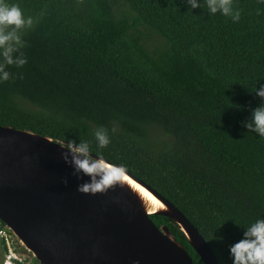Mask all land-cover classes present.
<instances>
[{
    "label": "trees",
    "instance_id": "trees-1",
    "mask_svg": "<svg viewBox=\"0 0 264 264\" xmlns=\"http://www.w3.org/2000/svg\"><path fill=\"white\" fill-rule=\"evenodd\" d=\"M7 2L33 25L14 54L27 63L6 66L0 82V126L88 142L170 200L231 264L228 245L264 219V138L243 126L264 85V0H233L237 22L204 0L192 10L186 0ZM151 218L204 264L174 221ZM4 252L0 240V264Z\"/></svg>",
    "mask_w": 264,
    "mask_h": 264
},
{
    "label": "water",
    "instance_id": "water-1",
    "mask_svg": "<svg viewBox=\"0 0 264 264\" xmlns=\"http://www.w3.org/2000/svg\"><path fill=\"white\" fill-rule=\"evenodd\" d=\"M66 145L0 126V221L37 262L194 264L168 227L151 218L162 216L180 227L204 264H219L189 219L124 168L118 183L95 193L79 191L87 178L65 162Z\"/></svg>",
    "mask_w": 264,
    "mask_h": 264
},
{
    "label": "clouds",
    "instance_id": "clouds-1",
    "mask_svg": "<svg viewBox=\"0 0 264 264\" xmlns=\"http://www.w3.org/2000/svg\"><path fill=\"white\" fill-rule=\"evenodd\" d=\"M190 9L201 7V0H186ZM210 14L219 13L230 17L233 22L240 19V12L233 8V0H204ZM33 25L32 17H25L21 8L0 0V82L7 81L10 73L6 66H23L27 63L23 54L14 55L23 47L21 31ZM260 98V104L254 108L250 117L243 122L248 132H253L264 138V85L256 87L253 92ZM113 132L115 129L112 130ZM98 148H105L110 143L108 132L99 128L93 133ZM64 160L73 168L74 174L86 177L84 183L78 186L83 193L102 191L119 182L123 169L110 165L99 156H94L86 141H70L67 143ZM240 226L239 224L235 223ZM243 228L239 239L228 245L231 264H264V219ZM222 239V238H220Z\"/></svg>",
    "mask_w": 264,
    "mask_h": 264
},
{
    "label": "built area",
    "instance_id": "built-area-1",
    "mask_svg": "<svg viewBox=\"0 0 264 264\" xmlns=\"http://www.w3.org/2000/svg\"><path fill=\"white\" fill-rule=\"evenodd\" d=\"M0 240L5 245L4 257L1 264H34L33 256L29 252H24L26 251L24 247L6 226L2 227L1 222Z\"/></svg>",
    "mask_w": 264,
    "mask_h": 264
},
{
    "label": "rangeland",
    "instance_id": "rangeland-1",
    "mask_svg": "<svg viewBox=\"0 0 264 264\" xmlns=\"http://www.w3.org/2000/svg\"><path fill=\"white\" fill-rule=\"evenodd\" d=\"M24 251V250H23ZM25 253H27V251H24ZM33 263H34V261H33Z\"/></svg>",
    "mask_w": 264,
    "mask_h": 264
}]
</instances>
